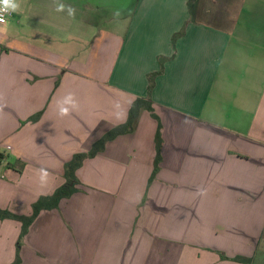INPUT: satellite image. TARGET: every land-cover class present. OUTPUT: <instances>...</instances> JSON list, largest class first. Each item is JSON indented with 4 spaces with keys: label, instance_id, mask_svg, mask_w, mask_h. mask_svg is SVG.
<instances>
[{
    "label": "crops",
    "instance_id": "obj_1",
    "mask_svg": "<svg viewBox=\"0 0 264 264\" xmlns=\"http://www.w3.org/2000/svg\"><path fill=\"white\" fill-rule=\"evenodd\" d=\"M189 2L21 0L0 25V209L32 215L137 99L154 109L85 159L20 264H264V0L231 2L218 24ZM21 231L0 220V264Z\"/></svg>",
    "mask_w": 264,
    "mask_h": 264
},
{
    "label": "trees",
    "instance_id": "obj_2",
    "mask_svg": "<svg viewBox=\"0 0 264 264\" xmlns=\"http://www.w3.org/2000/svg\"><path fill=\"white\" fill-rule=\"evenodd\" d=\"M199 0H190V14L192 16V20L198 22L199 14L201 11L199 10L197 4ZM151 89V87H150ZM149 111L151 113L154 112L152 101L147 98H139L137 99L131 106L130 114L128 121L125 124L119 125L112 130H110L107 134H105L99 141H97L91 151L89 153H80L73 157L71 161H69L65 165L64 177L66 179V183L61 186L53 195L43 196L37 202L33 204V213L30 216L24 215H16L11 213L8 210L0 209V220H16L22 223V231L18 241V252L16 260L13 264H20V248L22 246L23 240L27 235L31 225L36 220L38 215L44 210H53L57 209L60 206L61 201L64 199H68L73 196L75 193L79 191L78 186L80 185V181L77 177V171L83 165L85 159L89 157H95L98 153L104 151L106 145L115 140L116 138L126 135L132 131H134L138 125L139 118L143 111ZM161 127H159V131L157 133L156 143L158 150L157 163L160 161V152L162 147V138H161Z\"/></svg>",
    "mask_w": 264,
    "mask_h": 264
},
{
    "label": "clouds",
    "instance_id": "obj_3",
    "mask_svg": "<svg viewBox=\"0 0 264 264\" xmlns=\"http://www.w3.org/2000/svg\"><path fill=\"white\" fill-rule=\"evenodd\" d=\"M20 7H21V0H0V24L2 25H7V22L5 20V15L6 14H11L12 12H17L20 10ZM67 8V12H68V15L71 16V17H74L75 16V9L71 6H65L64 4L62 3H59L57 5V8L56 10L58 12H63L65 11V9ZM118 15V13H117ZM4 29H0V31H3ZM72 97L71 94H69L65 100H64V103L66 104L68 102V100H70ZM69 108L63 106L62 104H60L59 106V114L61 116H66L69 114ZM39 174H40V181L43 183V182H46V179H47V176H48V173L45 169H40L39 170Z\"/></svg>",
    "mask_w": 264,
    "mask_h": 264
},
{
    "label": "rangeland",
    "instance_id": "obj_4",
    "mask_svg": "<svg viewBox=\"0 0 264 264\" xmlns=\"http://www.w3.org/2000/svg\"><path fill=\"white\" fill-rule=\"evenodd\" d=\"M236 0H203V8H199L201 13L199 14V19L204 22H210L213 24L221 23V20L226 17V7L230 3H234ZM254 264H262L260 259Z\"/></svg>",
    "mask_w": 264,
    "mask_h": 264
},
{
    "label": "built area",
    "instance_id": "obj_5",
    "mask_svg": "<svg viewBox=\"0 0 264 264\" xmlns=\"http://www.w3.org/2000/svg\"><path fill=\"white\" fill-rule=\"evenodd\" d=\"M12 14V13H11ZM11 14H6L5 15V20H6V22L8 23V21H9V18H10V16H11ZM0 25H2V24H0Z\"/></svg>",
    "mask_w": 264,
    "mask_h": 264
}]
</instances>
